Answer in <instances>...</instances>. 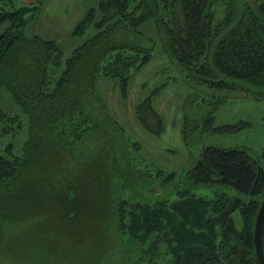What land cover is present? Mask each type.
<instances>
[{"label": "trees", "instance_id": "obj_1", "mask_svg": "<svg viewBox=\"0 0 264 264\" xmlns=\"http://www.w3.org/2000/svg\"><path fill=\"white\" fill-rule=\"evenodd\" d=\"M44 2L0 0V86L28 120L17 153L11 140L23 122L0 109V240L2 223L35 212L60 216L70 245L96 234L115 246L121 264H259L253 228L264 195V149L255 158L241 147L199 143L206 131L245 123L214 125L211 112L192 119L187 98L182 139L200 145L189 167L142 169L140 143L113 117L96 80L108 78L124 101L131 76L157 50L190 85L208 88L213 106L222 102L219 92L264 96V0L231 3L221 18L216 0H97L71 30L92 34L67 57L54 39L23 34ZM166 85L132 107L152 135L165 130L153 100ZM169 186L174 199L165 195ZM199 187L212 193H196ZM261 244L264 254V225Z\"/></svg>", "mask_w": 264, "mask_h": 264}, {"label": "rangeland", "instance_id": "obj_2", "mask_svg": "<svg viewBox=\"0 0 264 264\" xmlns=\"http://www.w3.org/2000/svg\"><path fill=\"white\" fill-rule=\"evenodd\" d=\"M242 1L253 4L255 0H232V2L216 0V17L221 18L231 3L239 4ZM96 4L97 0H45L39 15L23 26V34L54 39L61 47L63 57H67L73 48L92 34L93 30L87 29L85 34L73 36L71 30L83 13ZM162 82H167V85L154 98L153 103L164 117L165 130L159 135H152L136 123L132 107L145 97L150 89ZM96 88L126 134L140 143L137 165L142 169L145 168V164H149L165 172L182 173L189 167L190 156L201 144L241 147L255 158L264 149L263 95L256 96L251 92L245 95L219 92L216 96L221 94L222 102L213 106L208 99L214 94L209 92L208 88H200L196 83L190 85L182 78L179 68L170 65L161 51H154L151 61L131 76L126 100L119 98L117 90L113 89L112 82L108 78L97 79ZM187 98L190 99L187 112L192 119L211 112L214 125L239 122L245 124L238 129L221 132L206 131L200 134V145L197 143L188 145L181 135L182 105ZM0 109L17 115L23 122V128L11 140L15 145V151L19 153L24 141L28 138L27 115L3 86H0ZM156 188L157 186H154L150 190L157 193L159 189ZM193 189L202 195L212 193L207 187ZM176 191L175 188H171L165 195L169 199H174L177 197ZM56 211L59 215L61 205L57 206ZM34 213L28 219L26 216L10 223H2L0 264H121L119 254L114 253V249L117 250L115 246L111 250L106 246V241H98L96 234L90 233L86 240L71 242L70 245L68 240L70 233L63 229L60 216L50 217L48 214V218L39 214L34 215ZM122 239H126V236L124 235ZM124 264H128V261Z\"/></svg>", "mask_w": 264, "mask_h": 264}, {"label": "water", "instance_id": "obj_3", "mask_svg": "<svg viewBox=\"0 0 264 264\" xmlns=\"http://www.w3.org/2000/svg\"><path fill=\"white\" fill-rule=\"evenodd\" d=\"M263 225H264V195L257 210L254 221V228H253L254 253L256 255L259 264H264V254L261 244Z\"/></svg>", "mask_w": 264, "mask_h": 264}, {"label": "crops", "instance_id": "obj_4", "mask_svg": "<svg viewBox=\"0 0 264 264\" xmlns=\"http://www.w3.org/2000/svg\"><path fill=\"white\" fill-rule=\"evenodd\" d=\"M17 3H20V4H23V3H25V4H27V3H31V2H33L34 0H15Z\"/></svg>", "mask_w": 264, "mask_h": 264}]
</instances>
